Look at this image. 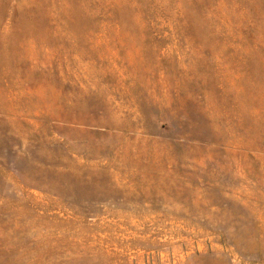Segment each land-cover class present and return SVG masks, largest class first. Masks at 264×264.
I'll return each instance as SVG.
<instances>
[{
	"label": "rangeland",
	"instance_id": "obj_1",
	"mask_svg": "<svg viewBox=\"0 0 264 264\" xmlns=\"http://www.w3.org/2000/svg\"><path fill=\"white\" fill-rule=\"evenodd\" d=\"M0 264H264V0H0Z\"/></svg>",
	"mask_w": 264,
	"mask_h": 264
}]
</instances>
